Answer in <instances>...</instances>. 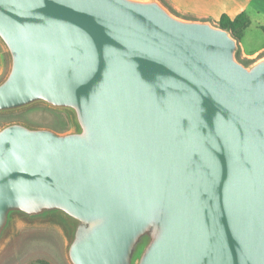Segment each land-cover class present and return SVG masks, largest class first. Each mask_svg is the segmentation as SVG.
I'll return each mask as SVG.
<instances>
[{
	"label": "water",
	"instance_id": "95a60500",
	"mask_svg": "<svg viewBox=\"0 0 264 264\" xmlns=\"http://www.w3.org/2000/svg\"><path fill=\"white\" fill-rule=\"evenodd\" d=\"M0 251L54 230L69 264H264V55L163 0H0Z\"/></svg>",
	"mask_w": 264,
	"mask_h": 264
},
{
	"label": "rangeland",
	"instance_id": "374dc122",
	"mask_svg": "<svg viewBox=\"0 0 264 264\" xmlns=\"http://www.w3.org/2000/svg\"><path fill=\"white\" fill-rule=\"evenodd\" d=\"M164 1V0H163ZM172 8V7H171ZM172 10H174L172 8ZM175 11V10H174ZM180 16V13L175 11ZM186 17V16H184ZM213 24L218 25L217 21ZM237 59L245 65L251 64L264 55V31L261 24L253 23L238 40ZM1 70L0 80L9 68V59L4 46L0 42ZM12 120H26L31 123L55 127L61 131L72 128L68 115L44 105H36L31 109L0 115V126ZM64 244L58 232L41 228L21 227L0 251V264H69L64 255Z\"/></svg>",
	"mask_w": 264,
	"mask_h": 264
},
{
	"label": "crops",
	"instance_id": "0c3cea01",
	"mask_svg": "<svg viewBox=\"0 0 264 264\" xmlns=\"http://www.w3.org/2000/svg\"><path fill=\"white\" fill-rule=\"evenodd\" d=\"M164 2L188 18L211 21H218L224 13L235 17L240 12L247 11L252 20L251 24L257 23L264 26V0H164ZM33 264L48 263L42 261Z\"/></svg>",
	"mask_w": 264,
	"mask_h": 264
},
{
	"label": "trees",
	"instance_id": "16d2710c",
	"mask_svg": "<svg viewBox=\"0 0 264 264\" xmlns=\"http://www.w3.org/2000/svg\"><path fill=\"white\" fill-rule=\"evenodd\" d=\"M218 25L231 31L232 35L238 40H241L245 31L250 27L252 20L247 11H242L235 17H231L224 13L217 21ZM264 31V26H262Z\"/></svg>",
	"mask_w": 264,
	"mask_h": 264
}]
</instances>
